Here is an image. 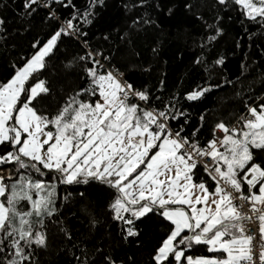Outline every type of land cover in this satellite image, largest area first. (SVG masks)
I'll return each mask as SVG.
<instances>
[{
	"label": "snow or ice",
	"instance_id": "obj_1",
	"mask_svg": "<svg viewBox=\"0 0 264 264\" xmlns=\"http://www.w3.org/2000/svg\"><path fill=\"white\" fill-rule=\"evenodd\" d=\"M17 3L0 2V264H264V0Z\"/></svg>",
	"mask_w": 264,
	"mask_h": 264
},
{
	"label": "trees",
	"instance_id": "obj_2",
	"mask_svg": "<svg viewBox=\"0 0 264 264\" xmlns=\"http://www.w3.org/2000/svg\"><path fill=\"white\" fill-rule=\"evenodd\" d=\"M0 2H3V0H0ZM11 2V0H9ZM193 6H194V11H199L200 3L201 0H191ZM16 7H19V0L16 5ZM9 16L11 17L14 13L12 10H9L8 12ZM184 17H178L176 21H173V27L169 29L170 35L168 36V41L166 42V52L168 53V56L166 58H171L173 57L174 53H177L178 51H183L185 50V41L183 38V31H184V26H183V21ZM240 32V28L238 24H233L231 26V32L230 35L226 38L227 42H222L221 43V48L224 50H228L231 48V41L232 39L237 35V33ZM189 54L186 52V56ZM239 61H240V54L238 53L236 57L230 58L229 63L227 64V69L229 73H238L239 70ZM187 59L183 63L176 61L174 58L170 59V67L167 69L169 72V78H168V83L169 85H172L176 83L178 78L183 75L185 71V64H187ZM183 87H188V84L185 83ZM220 95H224V93H221ZM197 107L194 105L193 106V111H196Z\"/></svg>",
	"mask_w": 264,
	"mask_h": 264
}]
</instances>
